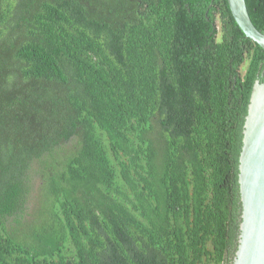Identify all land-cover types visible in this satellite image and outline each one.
Wrapping results in <instances>:
<instances>
[{"label":"trees","instance_id":"trees-1","mask_svg":"<svg viewBox=\"0 0 264 264\" xmlns=\"http://www.w3.org/2000/svg\"><path fill=\"white\" fill-rule=\"evenodd\" d=\"M256 79L228 0H0V264H233Z\"/></svg>","mask_w":264,"mask_h":264},{"label":"water","instance_id":"water-1","mask_svg":"<svg viewBox=\"0 0 264 264\" xmlns=\"http://www.w3.org/2000/svg\"><path fill=\"white\" fill-rule=\"evenodd\" d=\"M228 3L245 35L264 49V32L252 21L246 0ZM239 184L242 214L233 264H264V81L259 79L253 85L244 122Z\"/></svg>","mask_w":264,"mask_h":264},{"label":"rangeland","instance_id":"rangeland-1","mask_svg":"<svg viewBox=\"0 0 264 264\" xmlns=\"http://www.w3.org/2000/svg\"><path fill=\"white\" fill-rule=\"evenodd\" d=\"M218 25H219V23H218ZM243 68H244V66H243Z\"/></svg>","mask_w":264,"mask_h":264},{"label":"flooded vegetation","instance_id":"flooded-vegetation-1","mask_svg":"<svg viewBox=\"0 0 264 264\" xmlns=\"http://www.w3.org/2000/svg\"><path fill=\"white\" fill-rule=\"evenodd\" d=\"M141 1V0H140Z\"/></svg>","mask_w":264,"mask_h":264}]
</instances>
